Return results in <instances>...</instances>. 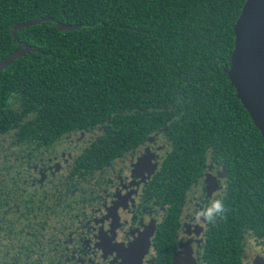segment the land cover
<instances>
[{
	"label": "flooded vegetation",
	"instance_id": "obj_1",
	"mask_svg": "<svg viewBox=\"0 0 264 264\" xmlns=\"http://www.w3.org/2000/svg\"><path fill=\"white\" fill-rule=\"evenodd\" d=\"M140 97L105 117L94 102H66L69 120L42 125L32 104L8 112L0 264H264L258 176L231 164L199 112ZM216 200L222 211L208 222Z\"/></svg>",
	"mask_w": 264,
	"mask_h": 264
},
{
	"label": "trees",
	"instance_id": "obj_2",
	"mask_svg": "<svg viewBox=\"0 0 264 264\" xmlns=\"http://www.w3.org/2000/svg\"><path fill=\"white\" fill-rule=\"evenodd\" d=\"M244 2L0 0V62L25 44L34 49L0 70V126L28 104L42 125L60 121L66 102H94L102 117L142 106L143 94L155 106L184 102L187 113L215 126L231 164L255 173L262 182L255 188L264 190V137L221 70ZM37 17L53 20L13 32ZM57 22L76 27L59 30Z\"/></svg>",
	"mask_w": 264,
	"mask_h": 264
},
{
	"label": "water",
	"instance_id": "obj_3",
	"mask_svg": "<svg viewBox=\"0 0 264 264\" xmlns=\"http://www.w3.org/2000/svg\"><path fill=\"white\" fill-rule=\"evenodd\" d=\"M53 17H37L14 25L13 32ZM59 30H71L74 25L57 22ZM234 45L229 57L227 75L235 89V95L254 125L264 137V0H245L233 25ZM34 50L25 44L0 62V70L14 59ZM172 264V262H171ZM173 264H194L186 257L175 258Z\"/></svg>",
	"mask_w": 264,
	"mask_h": 264
},
{
	"label": "clouds",
	"instance_id": "obj_4",
	"mask_svg": "<svg viewBox=\"0 0 264 264\" xmlns=\"http://www.w3.org/2000/svg\"><path fill=\"white\" fill-rule=\"evenodd\" d=\"M213 209H215L217 213H220L222 211V204L219 200L213 201L211 208L208 209L206 213V219L208 220V222H211Z\"/></svg>",
	"mask_w": 264,
	"mask_h": 264
}]
</instances>
